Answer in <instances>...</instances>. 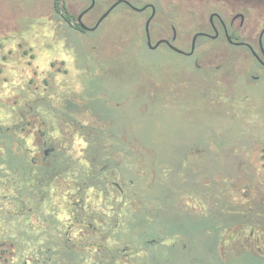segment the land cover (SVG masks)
<instances>
[{
  "label": "rangeland",
  "instance_id": "374dc122",
  "mask_svg": "<svg viewBox=\"0 0 264 264\" xmlns=\"http://www.w3.org/2000/svg\"><path fill=\"white\" fill-rule=\"evenodd\" d=\"M56 1L64 4L70 15L89 3ZM113 1L95 0L93 9L82 18L83 23L92 25ZM127 1L136 8L145 3L155 6L149 25L151 43L170 38L173 26L176 34L173 44L185 51L189 50L192 34L208 17V0ZM149 14L150 8L136 11L120 4L96 29L80 32L55 14L53 0H0V124L21 125L23 128L17 135L26 140L37 156L45 122L55 124V130L50 132L55 139L72 141L73 154L82 156L85 138L69 121L59 117L58 112L63 110H69L86 124H98L96 117H99L105 120L101 123L123 130L125 139L143 143L134 147L143 152L139 172L151 178L152 171L145 164L148 165L152 151L156 160L150 189L160 207L159 218L171 231L180 230L183 224L188 235L196 238L191 244L194 251L183 253L184 259L169 253L171 264H205L203 248H211L212 244L204 229L213 225L216 218L212 215L220 217L225 213L213 211L210 217L203 214L190 221L179 212L166 188L167 183L179 186L180 181L174 176L166 178L160 168L166 162L178 167L192 141L208 145L214 158L204 162H211L213 171H231L227 161L230 151L231 156L233 150L242 151L238 155L244 163L246 151L260 150L262 146L256 142L243 144L252 134L264 138V95H260L264 91V72L258 82H249L242 66L249 62L243 50L222 40L198 38L194 56L200 70L194 66L192 56L165 45L148 48L143 25ZM90 15L95 18L91 20ZM234 49L238 50L237 57L232 54ZM40 99H46L58 111L55 120L47 112H43L46 119L38 113L46 109L37 105ZM69 103L79 109H69ZM219 139L226 142L223 150L227 155L221 151L217 160L210 143ZM231 143L241 145L236 144L231 150L228 149ZM234 180L245 181L244 174H237ZM182 199L188 209L196 210L193 197L183 195ZM184 220L186 225L182 223ZM126 234L123 239L107 241L117 249L114 264H143L145 246L138 234L131 231ZM125 248L132 257L130 261L123 255ZM5 256L0 251V264H6ZM229 262L264 264L261 258L241 255L230 256Z\"/></svg>",
  "mask_w": 264,
  "mask_h": 264
},
{
  "label": "trees",
  "instance_id": "16d2710c",
  "mask_svg": "<svg viewBox=\"0 0 264 264\" xmlns=\"http://www.w3.org/2000/svg\"><path fill=\"white\" fill-rule=\"evenodd\" d=\"M53 8L69 20L64 4L55 0ZM69 104V109H79ZM37 105L46 107L38 111L43 119L47 112L55 120V108L46 99ZM60 114L85 138L81 157L73 154L72 141L51 135L55 124L45 122L37 145L39 156L17 135L21 125L0 124L4 263L114 264L117 249L108 244L109 239H123L122 233L130 231L141 238L160 239L165 222L151 214L150 187L136 185L140 177L133 173L128 156L131 141L121 138L124 131L96 116L98 124H84L69 110Z\"/></svg>",
  "mask_w": 264,
  "mask_h": 264
},
{
  "label": "flooded vegetation",
  "instance_id": "af4514ba",
  "mask_svg": "<svg viewBox=\"0 0 264 264\" xmlns=\"http://www.w3.org/2000/svg\"><path fill=\"white\" fill-rule=\"evenodd\" d=\"M87 1L89 3L80 7L75 15H70L69 20L63 19L74 30L86 32L98 27L91 29L100 16L92 25L85 24L88 27L87 29L80 27V21L83 23L82 18L89 14L94 7L95 0ZM116 1L111 2L105 10ZM54 3L55 0H53ZM206 3L207 21L204 24H200L198 30L191 36L192 39L196 34L195 47L198 38L203 37L207 40H222V42L231 47L243 50V56L249 61L247 65L242 64L246 70L247 80L251 83L258 82L264 72V0H208ZM120 4L133 9L130 4L122 0L109 13ZM144 5L147 6L143 10L150 8L151 13V5L153 4L145 3L140 7ZM55 14L61 16L57 12ZM79 15H81L80 20L78 19ZM89 18L93 20L95 15H90ZM172 35L170 38H166L171 43L175 40V38L172 39ZM159 45H165L171 49L165 42ZM194 50L191 54H188L185 50H183L184 53L180 54L194 57L193 64L199 69L201 66L198 63V58L194 56ZM237 52L238 50L234 49L233 56L237 57ZM260 95H264V91H261ZM55 112L57 113L58 111L55 110ZM58 114L65 121L60 112ZM71 115L76 121L81 122L74 114ZM121 138L124 139V134L121 135ZM129 141H131V144L129 145L128 156L132 159L133 173L136 178L140 177L136 185L138 187L143 185L150 187L151 183L153 184V169L156 157L152 154V151H149L148 165L145 164V167H149L152 171L149 179L148 174L139 172V159L143 152L134 148L139 146L138 141ZM253 142H256V145L261 144L262 148L260 150L246 151L243 157L247 159L245 160L247 162L243 163L239 159L240 155L243 154H241L242 151L236 153V150H233L232 156L230 151L227 161L231 171L211 170L210 165L212 163L209 162V165V163L204 162L205 159L209 161L211 157L214 158L209 153L210 148L208 145L205 146V144L196 141L190 142L186 149L187 151L185 150L183 161L178 167H172L169 162H166L160 168L166 178L174 176L180 181L179 186L167 183L166 188L168 194L173 195V200H175L179 212L188 217L190 221H194L203 214L210 217L213 211L219 212L222 210L225 213L224 216L221 215L220 217L212 215V218H216L213 225L204 229L206 237L212 244L209 246L211 248H203L204 256L202 259L205 264H231L229 260L232 255L235 257L239 255L250 256L264 260V138L261 135L255 136L252 134L249 141L243 145L249 146ZM236 144L238 143H231L228 145V149L231 148L232 150ZM210 147L214 150L217 160H219L220 152H224L223 148L226 147V142H222L220 139L212 140ZM204 166L207 169H204ZM242 173L245 181L234 180L237 174ZM232 190H235V192L233 193ZM183 195L193 197L197 204L195 211L185 206L182 199ZM150 202L151 214L159 216L158 205L153 198L150 199ZM153 220L155 221L154 225H156L157 219ZM182 223L186 225L185 220ZM159 234L160 239L158 240L141 238L138 235L142 246H145L144 248L147 250L141 258L143 264H171L172 257L169 256L170 252H173L175 258L184 259L183 253L188 252V250L194 251L195 249V247L191 246V244H194V239H196L195 235H188L183 224L180 230L172 231L165 225V228ZM122 251L127 261L132 260V257L128 255L129 252L126 253V248L122 249Z\"/></svg>",
  "mask_w": 264,
  "mask_h": 264
},
{
  "label": "water",
  "instance_id": "95a60500",
  "mask_svg": "<svg viewBox=\"0 0 264 264\" xmlns=\"http://www.w3.org/2000/svg\"><path fill=\"white\" fill-rule=\"evenodd\" d=\"M119 1H122V0H117L113 5H111L107 10H105L99 17V19L97 20V22L95 23L94 26L91 27V29H94L98 26V24L107 16V14L110 12V10L119 2ZM126 3L130 4L127 0H124ZM131 5V4H130ZM132 6V5H131ZM147 5H144L140 8H136L134 6H132L133 9L135 10H143L146 8ZM154 13H155V8L153 5H151V13L150 15L148 16V18L145 20L144 22V25H143V29H144V35H145V39H146V45L148 48L150 49H154L156 48L159 44L165 42L169 45V47L175 51V52H178V53H184V51L182 49H180L179 47H177L176 45H174L173 43H171L170 40L166 39V38H159L157 39L154 43H151V39H150V31H149V25H150V21L152 19V17L154 16ZM80 16H78V19L80 20ZM80 27L82 29H87L88 27L82 23L80 21ZM176 36L175 34V29L173 27V35H172V39H174ZM195 38H196V34L192 37L191 39V44H190V49L187 51L188 54H191L194 50V47H195Z\"/></svg>",
  "mask_w": 264,
  "mask_h": 264
}]
</instances>
